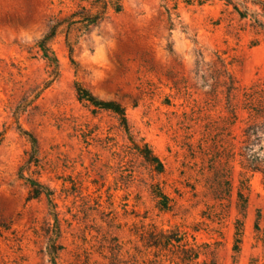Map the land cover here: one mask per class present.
I'll return each instance as SVG.
<instances>
[{
    "label": "rangeland",
    "instance_id": "rangeland-1",
    "mask_svg": "<svg viewBox=\"0 0 264 264\" xmlns=\"http://www.w3.org/2000/svg\"><path fill=\"white\" fill-rule=\"evenodd\" d=\"M195 1L123 0L57 34L47 61L35 43L77 4L0 0V264H264L259 174L233 251L242 93L264 85V33L223 0ZM76 86L119 105L128 133Z\"/></svg>",
    "mask_w": 264,
    "mask_h": 264
},
{
    "label": "trees",
    "instance_id": "trees-1",
    "mask_svg": "<svg viewBox=\"0 0 264 264\" xmlns=\"http://www.w3.org/2000/svg\"><path fill=\"white\" fill-rule=\"evenodd\" d=\"M77 4L76 9L72 11L64 19H53L50 21L47 32L44 36L35 43V48L41 53L43 60H49L50 49L49 43L56 37L57 34L64 31H70L73 27L80 31H88L90 27L96 26L98 23L107 18V13L111 11L113 14H119L122 10L123 0H70ZM209 0H196V4L201 6ZM227 6H232L234 13L239 20L249 18L250 25L254 29H258L264 33V24L259 17H264V0H241L237 3L234 0V5L231 0H223ZM189 5V3H186ZM251 6L254 10H251ZM168 18L170 19L169 10L165 9ZM260 12V14L258 13ZM67 35L65 38L67 39ZM69 52L71 48L68 46ZM52 56V53H51ZM52 59V58H51ZM77 100L81 103L92 107L93 109L109 111L118 117L119 123L125 133H128L127 122L124 115V110L115 103H102L94 99L86 90L80 86L75 88ZM242 110L246 111L251 123L243 130V135H240L238 141V152L234 157H238V165L241 172L239 173L238 186L235 193L234 209L236 218L234 220V254L240 251L242 242L244 225L243 220L247 210V193L249 190V178L246 175L259 174L264 184V85H255L242 93ZM3 140V132H0V144ZM29 142L34 145V141ZM131 141V139H130ZM134 150L142 157L154 170L161 173L163 170L162 164L152 151L146 146L141 147L131 142ZM29 199L38 198L41 192V185L34 181H28ZM156 198H161L165 204L166 197L161 193H153ZM158 194V195H156ZM164 206V205H163ZM165 208V207H163ZM256 243H260L263 248L262 261L264 262V228L260 229L256 223L254 226ZM192 253L191 259H197L198 254ZM255 264V260H251ZM214 264V263H211Z\"/></svg>",
    "mask_w": 264,
    "mask_h": 264
}]
</instances>
